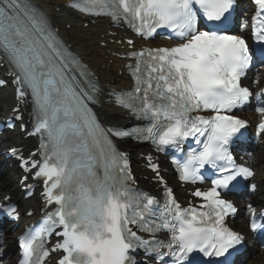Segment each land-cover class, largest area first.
Instances as JSON below:
<instances>
[{
	"label": "snow or ice",
	"instance_id": "6c2138e0",
	"mask_svg": "<svg viewBox=\"0 0 264 264\" xmlns=\"http://www.w3.org/2000/svg\"><path fill=\"white\" fill-rule=\"evenodd\" d=\"M253 3L256 48L235 31L237 0H71L68 7L125 24L143 40L165 29L173 42L130 52L133 88L104 93L31 0H0V66L17 86L18 103L30 104L28 134L39 138L38 149L19 158L42 180L45 203L56 206L37 231L19 238L20 264H45L51 252L62 253L56 264H234L245 237L226 222L238 213L229 197L258 189L254 169L234 153L253 123L264 143V0ZM254 66L249 87L243 81ZM104 102L147 123L130 130L106 126L95 110ZM13 112L24 129L23 112ZM245 112L255 120L242 118ZM129 138L178 154L188 143L172 163L182 183L209 184L190 193L201 203L183 207L151 156V170L165 186L163 204L134 189L128 155L116 144ZM9 200L0 197V215L18 219ZM246 212L264 247V210L248 203ZM57 228L63 239L49 250L44 238ZM161 232L166 239L158 238Z\"/></svg>",
	"mask_w": 264,
	"mask_h": 264
},
{
	"label": "bare ground",
	"instance_id": "6f19581e",
	"mask_svg": "<svg viewBox=\"0 0 264 264\" xmlns=\"http://www.w3.org/2000/svg\"><path fill=\"white\" fill-rule=\"evenodd\" d=\"M37 4H39L41 7H43L49 16L52 17L53 23L61 29V34L65 38V40L73 45V51L76 53H79L82 56L87 57V63L92 65V68H95L96 66L93 65L95 62L92 59H89V53L96 49L97 51L101 50L99 48L100 42H106V39H102V36L105 38L107 33V22L104 20H97L94 25H89L88 28H84L85 24H88V20L83 21L82 16L73 13L71 11H68L65 7V3L68 0H33ZM60 9L59 13H56V9ZM67 26H71L70 30L67 31ZM102 51V50H101ZM108 60H113L110 56L108 57ZM115 64H117L114 61ZM108 62H105L103 65L105 66V71L96 69L98 74L101 76V83L103 86V90L106 91L107 88H118L121 86L123 82H125L124 77L116 76L114 72H112L113 66H108ZM262 69H261V78L262 75ZM256 75L250 76L249 82L251 80L256 78ZM9 100V92L8 91H2L0 94V107L4 105ZM104 109V116L109 117L113 120V122L119 123L123 122L122 114L120 111L109 108L107 105L103 106ZM258 154L262 153V157L264 156V153L261 151V148H258ZM261 160V155H257L254 157V163L257 165ZM264 171V165L259 168V172ZM7 172L4 170L2 172L1 179H7L6 176ZM0 185V192L4 191L5 189H8L9 183ZM252 205L256 204L257 199L252 196L251 197ZM9 240V238L7 237ZM6 238L0 239V259L4 260V264H8L14 257V251L13 249L7 250V252H4V243L7 240ZM7 244V243H6ZM9 244V243H8ZM259 250L258 254L255 256V260L253 262H250V264H264V249L257 247ZM6 261V262H5Z\"/></svg>",
	"mask_w": 264,
	"mask_h": 264
},
{
	"label": "rangeland",
	"instance_id": "374dc122",
	"mask_svg": "<svg viewBox=\"0 0 264 264\" xmlns=\"http://www.w3.org/2000/svg\"><path fill=\"white\" fill-rule=\"evenodd\" d=\"M59 10V9H58ZM58 10H57V12H58ZM98 56V55H97ZM102 63V62H101Z\"/></svg>",
	"mask_w": 264,
	"mask_h": 264
}]
</instances>
